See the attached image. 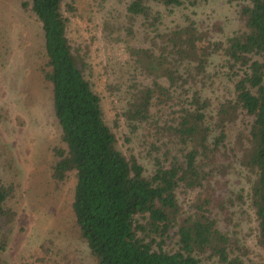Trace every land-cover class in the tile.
<instances>
[{
    "label": "trees",
    "instance_id": "1",
    "mask_svg": "<svg viewBox=\"0 0 264 264\" xmlns=\"http://www.w3.org/2000/svg\"><path fill=\"white\" fill-rule=\"evenodd\" d=\"M63 1L26 0L24 6L41 26L44 78L51 85L62 144L54 149L52 176L58 183L74 178L71 211L97 264H245L233 255L231 237L209 212V199L184 209L177 190L196 192L205 186L210 178L205 168L220 155L226 126L246 118L241 161L254 174L248 201L257 241L264 246V0H230L247 3L237 11L241 28L224 42L187 20L165 33L157 28L161 43L154 49L130 48L133 67L143 79L133 76L125 115L140 121L149 117L154 104L174 108L169 130L179 149L166 163L157 160L149 176L134 157L127 159L116 147L101 99L69 43ZM153 1L172 7L186 0H130L127 10L155 25L160 17L152 10ZM216 54L236 81L233 97L219 102L214 111L199 78ZM13 193V186L0 177V236L4 218L12 217L5 204ZM172 241L176 248L169 250Z\"/></svg>",
    "mask_w": 264,
    "mask_h": 264
},
{
    "label": "rangeland",
    "instance_id": "2",
    "mask_svg": "<svg viewBox=\"0 0 264 264\" xmlns=\"http://www.w3.org/2000/svg\"><path fill=\"white\" fill-rule=\"evenodd\" d=\"M129 1L64 0L61 12L78 67L101 99L117 149L127 159L134 157L149 176L157 160L166 163L179 149L169 130L174 108L154 104L149 117L140 121L125 115L133 76L143 79L133 67L130 48L154 49L161 43L158 31L168 32L187 20L224 42L241 28L237 11L247 2L186 0L181 6L165 7L153 1L160 22L151 25L128 12ZM25 2L0 0V177L14 188L5 204L12 217L3 220L0 258L2 264H97L71 211L74 178L58 183L52 176L54 149L62 144L51 85L44 78L41 26ZM199 80L214 111L219 102L233 97L236 77L217 54ZM210 114L215 116L213 110ZM246 125L247 119L239 117L226 126L225 145L205 168L208 182L196 192L179 188L177 197L184 209L208 198L209 212L231 237L233 255L245 264H264V246L257 241V222L248 201L254 174L241 161ZM166 248L176 247L172 241Z\"/></svg>",
    "mask_w": 264,
    "mask_h": 264
}]
</instances>
